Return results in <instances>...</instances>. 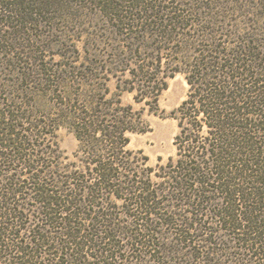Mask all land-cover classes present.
Segmentation results:
<instances>
[{
    "label": "trees",
    "instance_id": "trees-1",
    "mask_svg": "<svg viewBox=\"0 0 264 264\" xmlns=\"http://www.w3.org/2000/svg\"><path fill=\"white\" fill-rule=\"evenodd\" d=\"M0 264H264V0H0Z\"/></svg>",
    "mask_w": 264,
    "mask_h": 264
},
{
    "label": "rangeland",
    "instance_id": "rangeland-1",
    "mask_svg": "<svg viewBox=\"0 0 264 264\" xmlns=\"http://www.w3.org/2000/svg\"><path fill=\"white\" fill-rule=\"evenodd\" d=\"M167 84V89L162 92L158 101L163 113L157 116L145 111L144 119L150 129L145 133L132 134L128 145L132 150H142L149 157L148 164L153 167L175 156L173 138L177 133V125L168 114L181 103L188 90V85L181 74L169 79ZM110 86L113 88V83ZM123 101L132 103L131 95L124 94ZM134 107L139 109L141 105ZM57 143L62 153L68 157L72 156L78 146L74 135L66 128L58 130Z\"/></svg>",
    "mask_w": 264,
    "mask_h": 264
}]
</instances>
